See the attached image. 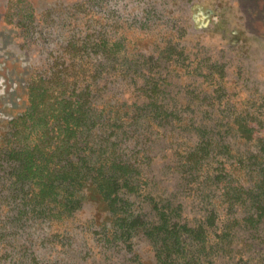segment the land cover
<instances>
[{
  "label": "rangeland",
  "instance_id": "1",
  "mask_svg": "<svg viewBox=\"0 0 264 264\" xmlns=\"http://www.w3.org/2000/svg\"><path fill=\"white\" fill-rule=\"evenodd\" d=\"M263 168L264 0H0V264H264Z\"/></svg>",
  "mask_w": 264,
  "mask_h": 264
},
{
  "label": "trees",
  "instance_id": "2",
  "mask_svg": "<svg viewBox=\"0 0 264 264\" xmlns=\"http://www.w3.org/2000/svg\"><path fill=\"white\" fill-rule=\"evenodd\" d=\"M32 105V102H31ZM35 104L33 103V106ZM208 147V146H207ZM206 149V148H205ZM36 163L34 161H32V163L29 165V169L32 172V176H30L31 179H37L36 181H38L42 175H43V171L39 170L41 168L40 165L34 166ZM34 170V171H33ZM260 172L262 171L264 173V168L259 170ZM60 175V177H59ZM56 175L55 173H50L46 180H39L36 183V186L38 188V195L39 197H37L38 199H44L46 196L52 194L54 188H55V184L57 182V180L63 178L64 174H60ZM29 179V178H28ZM126 184L128 185L129 183L126 182ZM106 201V198H105ZM114 200H111L110 204H108L109 206V211L113 214V216H116L118 213H116V209L114 208ZM264 212V207L260 210V212H258V214L255 216V218H250L252 222H259L260 219L262 218V213ZM121 221L123 222L124 220L121 219Z\"/></svg>",
  "mask_w": 264,
  "mask_h": 264
}]
</instances>
